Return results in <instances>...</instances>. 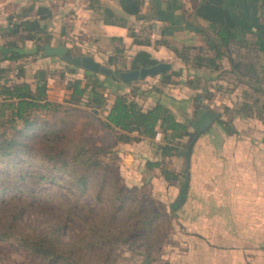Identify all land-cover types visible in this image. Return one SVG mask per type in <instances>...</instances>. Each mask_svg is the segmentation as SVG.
I'll list each match as a JSON object with an SVG mask.
<instances>
[{
  "label": "trees",
  "instance_id": "trees-1",
  "mask_svg": "<svg viewBox=\"0 0 264 264\" xmlns=\"http://www.w3.org/2000/svg\"><path fill=\"white\" fill-rule=\"evenodd\" d=\"M143 2L118 0L124 14L136 18L142 17ZM224 2L200 0L195 13L207 22L205 27H197L200 41L188 44L156 39L155 43L169 49L175 60L171 59L166 69L129 82L121 80L118 73L162 60L144 47L131 54L115 47L106 59L114 66L111 74L76 66L60 56L43 53L51 34L32 26L31 8L17 14V30L9 33L12 39L0 48V242L16 244L33 261L16 264H81L79 260L95 247L111 245L119 238L128 239L124 236L139 227L143 230L137 235H145L149 247L157 221L164 215L153 208L151 200L147 203L140 198L136 187L119 183L116 168L103 162L80 135L85 129L74 128L75 115L69 111L79 110L78 104L88 108L86 113L112 134V143L150 139L159 158H147L144 165L148 169L158 167L166 186L176 187V195L169 203L171 212L186 198L190 154L196 139L207 130L201 129L204 118H210V125L227 124L209 106L201 107L204 111L199 118H193L190 98L201 101L215 94L224 97L226 92L240 86L236 109L264 122V50L249 39L254 33L244 36L239 42L241 48L231 47L235 21ZM94 4L102 9L105 23L127 27L135 44H150L145 33L127 24L125 15L98 0H90V5ZM70 31L69 23L61 24L58 29L59 35L71 37ZM28 41L31 47L25 46ZM62 43L73 56L83 55L73 42ZM29 55L31 58L26 62L54 56L58 63L39 65L33 72L15 63ZM4 61L9 63L4 65ZM50 66L59 67L61 77L72 74L65 85L66 104L48 98L46 68ZM145 77H154L158 82L141 86L139 81ZM169 85H186L194 93L176 98L166 89ZM146 99L150 103H144ZM99 109L105 112L103 119L97 116ZM157 133L161 134L160 141L153 140ZM170 155L185 158L181 170L166 166L165 159ZM47 183L51 188L43 192L42 186ZM59 184L69 187L70 202L56 201L57 192H53ZM86 195L91 196V204L103 205L99 214L105 216L101 219L96 215L94 223L83 222L81 233L64 241L63 229L76 215V207L87 206L82 200ZM41 198L55 201L63 208V218L49 229L27 227L17 234L22 213ZM116 224L118 228L114 227Z\"/></svg>",
  "mask_w": 264,
  "mask_h": 264
},
{
  "label": "crops",
  "instance_id": "crops-1",
  "mask_svg": "<svg viewBox=\"0 0 264 264\" xmlns=\"http://www.w3.org/2000/svg\"><path fill=\"white\" fill-rule=\"evenodd\" d=\"M98 1L125 15L127 24L145 33L150 44H135L127 27L105 23L102 9L97 4L90 5V0H0V48L12 39L9 33L17 30V14L26 8L33 10L32 26L50 32L51 45L71 41L83 55L101 64L115 47L122 48L125 54L144 47L162 61L175 60V55L155 40L196 44L200 41L197 27L207 24L195 13L200 0H144L141 18L124 14L118 0ZM224 3L235 21L231 47L241 48L239 42L244 36L254 33L249 39L264 50V0ZM64 23L70 24L71 37L59 35V26ZM25 46L31 47L32 43L28 41ZM30 58L25 56L15 63L25 65L30 72L34 66L58 63L54 56L26 62ZM166 89L176 98L194 93L186 85H169ZM240 89L237 86L224 97L215 94L201 101L189 99L193 118V106L201 104L219 113L227 124H209L192 147L188 192L174 211L178 240L168 246L166 264H264V122L236 109ZM123 144L126 147L129 143ZM153 157L148 159L159 158L155 152ZM162 187L166 189V183ZM174 197L175 194L167 196L169 201Z\"/></svg>",
  "mask_w": 264,
  "mask_h": 264
},
{
  "label": "rangeland",
  "instance_id": "rangeland-1",
  "mask_svg": "<svg viewBox=\"0 0 264 264\" xmlns=\"http://www.w3.org/2000/svg\"><path fill=\"white\" fill-rule=\"evenodd\" d=\"M71 51V50H70ZM103 65L110 68H114L108 64L106 60H103ZM54 66V65H52ZM63 66V65H62ZM61 66V67H62ZM51 67V66H50ZM46 68L48 73V98L51 100L63 102L67 97V90L65 88L66 81L72 76L70 73H65V76H60L58 68L55 67ZM60 67V69H61ZM38 67H33L32 70H36ZM63 68L66 69L65 66ZM32 71V72H33ZM158 80L154 77H145L139 81L141 86L146 84L157 83ZM146 99V102L148 103ZM79 110L70 109L75 115L76 130L85 129L80 135L87 139V142L92 150H95L100 159L116 168L119 175V183H124L127 186L136 187L137 194L140 198L145 199L147 203L152 201L153 208L158 212H164V215L157 221L154 229L153 238L150 240V246L146 236L139 237L137 234L142 232L143 228L131 231L130 234L125 235L128 239H116L111 245L95 247L93 251L89 252L85 257L79 260L81 264H166L165 256L167 255L168 246L171 243L178 240L175 232V213L171 212L167 196L172 197L176 195V187L166 186L163 189L162 186L166 182L162 181V175L160 169L155 167L148 169L145 167V160L153 157V148L150 139L142 138L138 141H128V146L125 147L123 142L112 143L113 136L108 133L106 129L102 128L99 121L95 117L89 116L85 108L81 104L77 105ZM194 117L197 118L199 111L201 110V104L193 106ZM104 110L99 109L97 116L103 119ZM193 117V116H192ZM209 124H207L208 126ZM207 126L205 128H207ZM154 141L161 140V134L157 133L153 138ZM188 140V139H186ZM145 153L142 154L141 152ZM140 153V155H139ZM131 154V155H129ZM132 154H135L133 156ZM156 154V153H155ZM132 156V158H131ZM139 157L141 159L139 160ZM165 164L169 168L175 170H181L184 167V157L181 155H170L165 159ZM3 175V173H2ZM46 188H51V184L47 183L42 186L43 192ZM58 202H70L72 198L70 196L69 187L62 186V184L55 186V192ZM168 194V195H167ZM72 195V194H71ZM162 195H166L163 197ZM172 195V196H171ZM83 202L88 206L76 207V215L71 218L70 222L66 224L63 229V240L70 241L76 238L83 228V222H95V216L99 214L103 205H99L93 202L90 195H86L82 198ZM64 209L61 208L55 201L41 198L26 209L21 216V221L18 224L15 232L26 230L27 227H36L39 230H46L51 228L54 223L60 221L64 216ZM105 215L99 214L98 217L103 219ZM177 223V222H176ZM126 223L125 225H127ZM119 224L114 225L118 228ZM182 246H179L182 249ZM111 247V248H110ZM33 257L19 248L14 243L0 242V264H16V263H31Z\"/></svg>",
  "mask_w": 264,
  "mask_h": 264
},
{
  "label": "water",
  "instance_id": "water-1",
  "mask_svg": "<svg viewBox=\"0 0 264 264\" xmlns=\"http://www.w3.org/2000/svg\"><path fill=\"white\" fill-rule=\"evenodd\" d=\"M43 53L46 55L49 54L60 56L67 62L89 70L98 71L105 74H111L113 71L112 68L101 64L90 55L73 56L69 48L61 42L56 45H51L49 42H46L43 46ZM168 67H170V63L159 61L149 66H141L139 68L122 70L118 73V77L123 81L129 82L144 77L147 74H155ZM209 122L210 118L205 117L204 121L201 123V129L205 128Z\"/></svg>",
  "mask_w": 264,
  "mask_h": 264
}]
</instances>
